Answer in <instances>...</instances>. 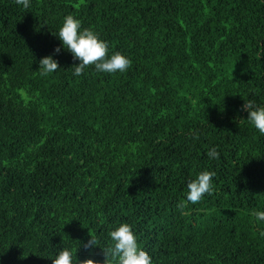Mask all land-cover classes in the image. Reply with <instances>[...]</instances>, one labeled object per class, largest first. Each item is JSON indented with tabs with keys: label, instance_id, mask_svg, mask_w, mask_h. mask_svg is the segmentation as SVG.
Wrapping results in <instances>:
<instances>
[{
	"label": "trees",
	"instance_id": "1",
	"mask_svg": "<svg viewBox=\"0 0 264 264\" xmlns=\"http://www.w3.org/2000/svg\"><path fill=\"white\" fill-rule=\"evenodd\" d=\"M69 14L131 67L75 76L56 35ZM48 56L60 69L41 76ZM247 100L264 106V0H0V264L102 262L121 223L153 264H264ZM205 170L212 194L182 214Z\"/></svg>",
	"mask_w": 264,
	"mask_h": 264
},
{
	"label": "clouds",
	"instance_id": "2",
	"mask_svg": "<svg viewBox=\"0 0 264 264\" xmlns=\"http://www.w3.org/2000/svg\"><path fill=\"white\" fill-rule=\"evenodd\" d=\"M15 3L22 5L25 9L31 6V0H15ZM56 35L64 48L72 54L74 60L79 61V65L73 67L75 76H81L86 68L93 66L96 72L110 74L126 72L131 67L132 61L121 52L116 51L109 55V43L101 39L93 29H82L81 21L72 14L64 18ZM60 51L59 47L55 49L56 53ZM58 69H60L59 62L52 56L40 60L39 74L41 76L55 73ZM242 110L249 113L247 120L261 135H264V106H257L254 101L247 100ZM208 157L219 159V152L213 148L208 152ZM215 176L214 171L205 170L188 183L186 200H181L177 205L182 214L189 202L195 205L202 201L206 194H212ZM252 215L257 221H264V211H254ZM260 235L264 236V232ZM90 237L91 239L84 247H98L96 237L91 234ZM109 237L111 244L102 248L105 257L102 262L92 257L79 260L77 255L74 258L75 250L63 248L52 259V264H153L152 256L142 249L130 224L121 223L115 230L109 232Z\"/></svg>",
	"mask_w": 264,
	"mask_h": 264
}]
</instances>
